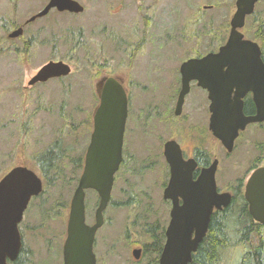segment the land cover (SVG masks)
I'll list each match as a JSON object with an SVG mask.
<instances>
[{
	"label": "rangeland",
	"instance_id": "obj_1",
	"mask_svg": "<svg viewBox=\"0 0 264 264\" xmlns=\"http://www.w3.org/2000/svg\"><path fill=\"white\" fill-rule=\"evenodd\" d=\"M46 1L0 0V178L11 167L25 164L44 181L39 155L56 141L63 152L56 161L55 185L45 187L29 202L19 225L24 260L27 264H62L68 205L79 175L73 160L84 155L89 141V116L98 104V78L110 73L123 78L134 108L132 115L129 110L123 152L131 155L135 171L124 170L115 181L106 225L96 233L95 253L98 264H155L152 253L135 261L131 247L149 241L134 232L141 230L139 224L164 220L167 215L168 203L162 199L167 173L162 144L175 138L189 152L198 140L191 133L205 126L207 130L209 116L206 93L193 85L180 117L174 119L179 66L224 43L235 0H144L141 12L148 17L136 10L138 0H128L122 5L124 18L116 9L119 0H77L84 6L81 13L51 11L28 23L21 37H7L12 27L37 13ZM254 14L264 18V0L257 2ZM126 18L128 24L123 25ZM252 21L247 19L241 30L251 39L256 27ZM127 29L126 49L124 44L115 48L117 39L112 38L124 37L121 33ZM49 60L69 63L71 73L28 86L29 78ZM178 126L187 133H179ZM262 143L264 132L258 124L246 127L230 153L208 136L204 147L211 159L219 161L215 179L221 191L242 193ZM97 200L93 191L86 193L88 223L93 222ZM146 213L151 218L141 219ZM236 229L235 225L227 230L230 246L219 264L241 263L244 247Z\"/></svg>",
	"mask_w": 264,
	"mask_h": 264
},
{
	"label": "water",
	"instance_id": "obj_2",
	"mask_svg": "<svg viewBox=\"0 0 264 264\" xmlns=\"http://www.w3.org/2000/svg\"><path fill=\"white\" fill-rule=\"evenodd\" d=\"M258 0H235L226 41L217 51L200 57H191L179 67L181 89L175 112L180 113L191 81L208 93L209 129L230 153L239 131L250 123L264 122V61L259 44L245 38L241 29L246 17L254 11ZM79 13L82 5L76 0H49L45 7L25 23L48 13L51 8ZM23 33L19 26L8 33L17 38ZM70 66L59 60L42 65L28 81V85L45 82L50 78L67 76ZM96 92L99 104L93 117V131L85 155V165L70 200L66 236L62 246L64 264H95L93 241L97 229L103 224V210L110 199L113 175L122 161L123 134L127 116V98L122 85L114 78L98 82ZM249 92L255 104V114L245 115L243 98ZM171 178L163 192L164 199L172 203L167 241L159 257V264H189L192 253L204 237L214 210H222L231 203L229 192H218L215 172L218 160L202 169L188 193L178 194L183 159L177 143L164 146ZM42 179L24 165L12 167L0 178V264L14 261L22 247L18 228L23 213L32 197L41 193ZM98 193L99 204L95 222H85V190ZM179 196L183 204L179 205ZM244 199L252 219L264 224V166L255 168L244 185ZM195 231V236L191 232ZM139 257V250H133Z\"/></svg>",
	"mask_w": 264,
	"mask_h": 264
},
{
	"label": "flooded vegetation",
	"instance_id": "obj_3",
	"mask_svg": "<svg viewBox=\"0 0 264 264\" xmlns=\"http://www.w3.org/2000/svg\"><path fill=\"white\" fill-rule=\"evenodd\" d=\"M48 1L49 0H47L46 1V3L42 6V8L39 10V11H41L44 7H45V5L48 3ZM77 1V0H76ZM142 1H144V0H138V7H137V11H138V13L139 14H141L140 16H142V17H148V14L147 13H143V12H141V9H142V6H141V3H142ZM155 1V0H154ZM126 3H128V0H119L118 1V5H117V7H116V9L118 8L119 10H117V12H121L122 13V18H124V16H125V8H122V5L123 4H126ZM82 7H83V10H84V6L82 5ZM145 9L146 10H149L150 8H149V5L148 6H145ZM38 11V12H39ZM51 11H58L56 8H51L49 11H48V13L47 14H49ZM37 12V13H38ZM59 12V11H58ZM61 12H67V11H61ZM69 13H72V12H69ZM81 13V12H80ZM36 14V13H35ZM47 14H45L44 16H46ZM124 14V15H123ZM34 15V14H33ZM116 15H117V13H116ZM44 16H42V17H44ZM42 17H39V18H36L35 20H37V19H40V18H42ZM27 20V19H26ZM26 20L22 23V24H19L18 26H22V28H23V33H24V27L28 24V23H30V22H28V23H25L26 22ZM34 20V21H35ZM122 24L123 25H127L128 24V20H127V18H126V21L124 22V20L122 21ZM15 29V28H14ZM13 29V30H14ZM128 30L129 29H127L125 32H123V33H121V34H123V36L124 37H122V36H120L119 37V35H115L112 39H117V41H114L115 42V48H116V46L117 45H119V44H124L125 46H124V50L126 49V45L127 44H125L126 43V41H125V37L126 36H128ZM132 30H134V31H137L138 29L137 28H133ZM12 31V30H11ZM11 31H9V32H11ZM8 32V33H9ZM8 33H7V35H8ZM23 33H22V35H23ZM134 33H130V35H133ZM21 35V36H22ZM20 36V37H21ZM27 44V43H26ZM260 45V44H259ZM24 46V45H23ZM26 46V45H25ZM25 46L23 47V50L24 49H26L25 48ZM260 48H261V58H262V60L264 61V50H262V46L260 45ZM118 49V48H117ZM19 50H21V49H19ZM49 61H58V60H49ZM49 61H47V62H49ZM63 61V60H62ZM47 62H45V63H47ZM65 62V61H64ZM65 63H67V62H65ZM69 64V63H68ZM33 77V75L29 78V79H31ZM67 77V76H66ZM59 78H63V77H57V78H50V79H59ZM108 78H114V79H116L121 85H122V87H123V89H124V91H125V95H126V98H127V116H126V120H125V129H124V134H125V131H126V128H127V119H128V115H129V110L131 109V112H130V115H132V112H133V110H134V108L131 106V101H130V103H129V96H128V90H127V87L126 86H124L123 85V82H122V80L121 79H123L122 77H120V76H114V75H112V74H110V73H104L102 76H100L98 79H100L99 80V82L100 81H103L104 79H108ZM177 80H178V83H179V86H178V89H177V93H176V100H175V103H174V108H173V115H174V117H176V118H174V119H177L178 117H180V115H181V113H182V109H183V105H184V102H183V104H182V107H181V111H180V113L179 114H177L176 112H175V107H176V102H177V98H178V94H179V91H180V89H181V79H176V82H177ZM193 85H195L200 91H202V92H205L206 93V98L208 99V93H207V91L205 90V89H203V88H201V87H199L198 85H197V82L196 81H191L190 82V85H189V91H188V93L190 92V89H191V86H193ZM176 88V87H175ZM175 90V89H174ZM187 93V94H188ZM186 94V95H187ZM186 95H185V97H186ZM185 97H184V101H185ZM97 98H98V104H99V97H98V95H97ZM97 104V105H98ZM209 104H210V101H209V99H208V106H207V110H208V114H209V116H208V122H207V130H206V126L204 127V129H199L198 130V133H194V132H192L191 133V136H192V138L195 140L196 139V137H198V140H197V142L194 144V145H191L190 147H189V152H187V150H186V148L181 144L182 142H181V140H176L175 138H170V139H167L163 144H162V154H161V156H163V158H164V161H165V166H167V173L165 174L166 175V178H165V180H163V182H162V199L165 201V202H167L168 203V211H167V215L165 216V218H164V220H159V219H156V218H154V220H153V222L152 221H150V222H145L144 224H139L140 226H141V230H139V229H136L134 232L136 233V234H139L140 232H141V235L142 236H144V237H148L149 238V241L148 242H146L145 243V245H143V244H141V243H138V242H135L134 244H133V246L131 247V254H132V257L134 258V260L135 261H138V263L140 262V257H141V255H146V254H148V253H152L153 255H154V262H155V264H159V257H160V254H161V252H162V250H163V247H164V245H165V243H166V241H167V230H168V226H169V222H170V218H171V216H170V211H171V207H172V203H171V200L170 199H164L163 198V192H164V190L166 189V187L168 186V184H169V182H170V178H171V170H170V166H169V163L167 162V160H166V157H165V155H164V146H165V144L167 143V142H169V141H174L175 143H177L178 144V146H179V148H180V151H181V157H182V161H183V166H182V175H181V181L178 183V194H184V193H188V189H189V187H191V186H193L194 184H195V182H196V180L198 179V177L200 176V173H201V171H202V169H204V168H208L211 164H212V162L215 160V159H217V158H212L211 159V156H210V154L206 151V149H205V147H204V145H205V143H206V141H207V138H208V136H212L214 139H216V140H218L215 136H213V134H212V132H211V130L209 129V118H210V112H209ZM97 105H96V107H97ZM133 106H135V104L133 105ZM96 107L94 108V110H93V113H92V115L91 116H89L90 117V120H89V129H90V134H89V141H88V144H87V147H86V149H85V152H84V155L82 156V157H78L77 159H74L73 160V167L76 169V170H79V175H78V177H77V179H76V185H75V188H76V186L78 185V180H79V178H80V176H81V173H82V171H83V168H84V165H85V155H86V151H87V148H88V146H89V144H90V139H91V134H92V131H93V117H94V112H95V109H96ZM243 112H244V114L245 115H254L255 114V104H254V102H253V100H252V93L251 92H249L248 94H246L245 95V97L243 98ZM133 120H134V117H133ZM169 121V120H168ZM170 122V121H169ZM171 123V122H170ZM252 124H258L259 126H261L262 127V130H263V132H264V122H261V123H252ZM250 125V124H249ZM249 125H247L246 127H248ZM180 128V129H179ZM177 129H179V133H181V132H185V134L187 133V131H185V129L184 128H182L181 126H178L177 127ZM246 129V128H245ZM243 132V131H242ZM242 132H239V135H238V137L235 139V141H234V146L237 144V141H238V139H239V137H240V135L242 134ZM124 134H123V145H124ZM219 141V140H218ZM57 142V141H56ZM59 142V141H58ZM220 144H221V142H220ZM222 145V144H221ZM52 146V145H51ZM223 146V145H222ZM123 148V147H122ZM224 148V147H223ZM259 153H260V155L258 156V158H257V166L255 167V168H257V167H260V166H264V156H263V154H264V143H262V144H260L259 145ZM132 159V157H131V155L130 154H128L126 151L125 152H123V149H122V161H121V163L119 164V167H118V169L116 170V172L114 173V175H113V184H112V189H111V193H112V191H113V186H114V184H115V181H117L118 179H119V176L122 174L121 172L122 171H130V172H133L134 173V171H135V169H134V167H132V164L130 163V160ZM218 160V159H217ZM21 165V164H20ZM23 165V164H22ZM25 165V164H24ZM27 166V165H26ZM28 167V166H27ZM30 168V167H29ZM255 168H253L252 169V171L255 169ZM32 169V168H31ZM76 173H78V171L76 172ZM215 176H216V173H215ZM247 180V179H246ZM238 181V180H237ZM215 182H216V179H215ZM246 182V181H245ZM245 182L243 183V186H242V197H243V199H244V185H245ZM239 184V183H238ZM238 184H236V187H238ZM216 187H217V190H218V192H229L230 194H231V201H232V199H233V196H234V193L231 191V190H228V191H221V189L217 186V183H216ZM75 188H74V190H75ZM239 189V188H238ZM74 190H73V192H74ZM88 191H93L94 193H96V195H97V198H98V200H97V204H96V207H95V209H94V214H93V222L92 223H88L87 222V209H88V207H87V204H86V201H85V222L88 224V225H92L94 222H95V211H96V209H97V207H98V204H99V196H98V193L95 191V190H92V189H87V190H85V198H86V193L88 192ZM237 192V191H236ZM72 195H73V193H72ZM71 200V199H70ZM245 201V200H244ZM111 203H112V200H111V194H110V199H109V201H108V204H107V206L105 207V209L103 210V224L101 225V226H103L104 224L106 225V217H105V212H106V210L111 206ZM183 204V198L182 197H180L179 196V205H182ZM231 204V203H230ZM247 204V203H246ZM69 205H70V202H69ZM69 205H68V210H69ZM223 209H225V208H223ZM222 209V210H223ZM222 210H214V212L212 213V215L214 214V213H216V212H220V211H222ZM247 210H248V205H247ZM212 215H211V217H212ZM139 217H141L140 215H139ZM153 217H155V214H154V212H153ZM148 218H151V216L149 215V214H144L142 217H141V219H148ZM159 218H160V216H159ZM162 219H163V217H162ZM253 222H255V221H253ZM134 223V222H133ZM255 223H257V222H255ZM135 224V223H134ZM259 224V223H258ZM210 225H211V218H210V221H209V225H208V228H207V231H206V233H205V235H204V237L202 238V240L208 235V233H209V231H210ZM260 225H264V224H260ZM100 226V227H101ZM99 227V228H100ZM98 228V229H99ZM98 229H97V231H98ZM20 230V229H19ZM97 231H96V233H97ZM133 232V233H134ZM95 233V237H94V241H93V252H94V255H95V264H98V261H97V257H96V253H95V240L97 239V234ZM20 234H21V232H20ZM191 236L192 237H194L195 236V231H192L191 232ZM21 237H22V235H21ZM202 240L200 241V243L202 242ZM199 243V244H200ZM22 244H23V240H22ZM198 244V245H199ZM23 247V246H22ZM198 248V247H197ZM22 249V248H21ZM133 250H139V257L138 258H135L134 256H133ZM196 251H197V249H196ZM195 251V252H196ZM194 252V253H195ZM193 253V254H194ZM19 254H20V252H19ZM19 254H18V256H19ZM192 254V255H193ZM18 256H17V258H18ZM17 258L14 260V261H12V262H8L9 264H16V260H17ZM21 259H22V263L25 261L24 260V255L21 257ZM62 264H64V261H63V253H62Z\"/></svg>",
	"mask_w": 264,
	"mask_h": 264
},
{
	"label": "trees",
	"instance_id": "obj_4",
	"mask_svg": "<svg viewBox=\"0 0 264 264\" xmlns=\"http://www.w3.org/2000/svg\"><path fill=\"white\" fill-rule=\"evenodd\" d=\"M250 18L253 19L252 22L256 25L253 32V39L264 50V18L260 19L257 14L251 15L248 19ZM198 56H201V54ZM62 156L63 152L60 149L58 141L55 142L54 146H50L39 155L37 162L44 176L42 193L45 187L55 185V176L58 174L56 161ZM257 163V159H254L250 167L251 170L257 166ZM238 182V188H240L242 180L240 179ZM236 202L239 203L236 206V211H232L233 205ZM235 225L237 226L236 234L238 241L244 247L240 264H264V225L253 222L248 213L247 204L242 197V193L238 191L234 193L231 204L227 208L212 215L210 231L198 245L197 251L192 255V260L189 264H219L222 255L230 246L227 230L229 227L231 228ZM23 255L24 250L22 247L16 264H27L26 261L21 262Z\"/></svg>",
	"mask_w": 264,
	"mask_h": 264
}]
</instances>
